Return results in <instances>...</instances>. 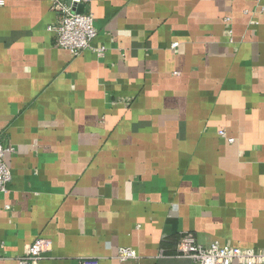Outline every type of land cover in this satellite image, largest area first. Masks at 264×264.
Masks as SVG:
<instances>
[{
	"label": "crops",
	"instance_id": "0c3cea01",
	"mask_svg": "<svg viewBox=\"0 0 264 264\" xmlns=\"http://www.w3.org/2000/svg\"><path fill=\"white\" fill-rule=\"evenodd\" d=\"M0 1V264L36 238L39 264H191L185 232L264 249V0H90L104 51L76 56L50 0Z\"/></svg>",
	"mask_w": 264,
	"mask_h": 264
},
{
	"label": "built area",
	"instance_id": "2783aa9c",
	"mask_svg": "<svg viewBox=\"0 0 264 264\" xmlns=\"http://www.w3.org/2000/svg\"><path fill=\"white\" fill-rule=\"evenodd\" d=\"M90 0H50V9L56 14V23L47 26V30L55 34V46L68 50L76 56L84 50H91L101 55L103 47H94L93 41L97 36L93 24V14L82 11L77 13V3ZM2 3V1H0ZM175 44H173L174 46ZM224 135V130L219 131ZM230 140H232L230 138ZM16 148L5 143L0 137V194L8 192L11 172L5 161L8 154H14ZM8 209V206H6ZM51 242L46 238H36L27 246L24 254L17 258V264H39L43 255L50 250ZM162 255V252L159 253ZM176 256L190 260L191 264H264V249L243 247L240 245L222 244L218 240L201 243L188 232L181 235ZM116 257L119 260H136L138 254L130 247H119ZM81 264H98L96 259L82 258Z\"/></svg>",
	"mask_w": 264,
	"mask_h": 264
},
{
	"label": "water",
	"instance_id": "95a60500",
	"mask_svg": "<svg viewBox=\"0 0 264 264\" xmlns=\"http://www.w3.org/2000/svg\"><path fill=\"white\" fill-rule=\"evenodd\" d=\"M75 11L77 12V13H80V12H82L83 11V5L80 3V4H76V6H75Z\"/></svg>",
	"mask_w": 264,
	"mask_h": 264
}]
</instances>
